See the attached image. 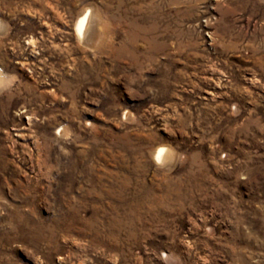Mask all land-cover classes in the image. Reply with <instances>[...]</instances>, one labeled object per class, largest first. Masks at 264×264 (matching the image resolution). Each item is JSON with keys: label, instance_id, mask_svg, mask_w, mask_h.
I'll return each mask as SVG.
<instances>
[{"label": "rangeland", "instance_id": "rangeland-1", "mask_svg": "<svg viewBox=\"0 0 264 264\" xmlns=\"http://www.w3.org/2000/svg\"><path fill=\"white\" fill-rule=\"evenodd\" d=\"M0 82V264H264V0H0Z\"/></svg>", "mask_w": 264, "mask_h": 264}, {"label": "bare ground", "instance_id": "bare-ground-1", "mask_svg": "<svg viewBox=\"0 0 264 264\" xmlns=\"http://www.w3.org/2000/svg\"><path fill=\"white\" fill-rule=\"evenodd\" d=\"M90 18V13L89 10L87 9L86 12H84L80 17L77 19L76 24H75V31L79 36H84L87 30L88 22ZM1 83V82H0ZM166 153V149L164 147H159L155 152H154V160L155 161H161L165 159H169L170 155Z\"/></svg>", "mask_w": 264, "mask_h": 264}]
</instances>
